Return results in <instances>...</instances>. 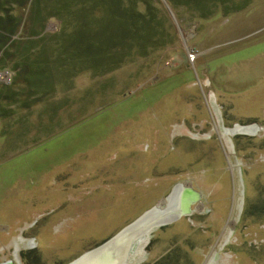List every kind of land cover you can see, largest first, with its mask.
Masks as SVG:
<instances>
[{
    "label": "rangeland",
    "instance_id": "1",
    "mask_svg": "<svg viewBox=\"0 0 264 264\" xmlns=\"http://www.w3.org/2000/svg\"><path fill=\"white\" fill-rule=\"evenodd\" d=\"M195 1L0 0L15 31L0 39V263L37 237L20 264H68L181 183L202 211L134 240L128 264H203L214 247L217 264H264V133L228 139L232 157L213 130H264V0ZM80 33L98 63L73 61Z\"/></svg>",
    "mask_w": 264,
    "mask_h": 264
},
{
    "label": "water",
    "instance_id": "2",
    "mask_svg": "<svg viewBox=\"0 0 264 264\" xmlns=\"http://www.w3.org/2000/svg\"><path fill=\"white\" fill-rule=\"evenodd\" d=\"M251 127H254L256 131L259 130L257 129L256 126H251ZM243 128H249V127H243ZM222 129L224 132H226L225 128ZM255 133H251V135ZM245 134H249V133H245ZM230 148H231V154L233 155L234 153L233 146H231V144H230ZM232 157H234V155ZM231 165L235 167L238 183L243 188V180L240 173L241 170L240 167L238 166L237 160L235 161V159L233 158V163L231 162ZM172 193L173 192L171 191L169 195H171ZM239 194H241L242 196L243 189H241ZM200 200H201V195L199 191L193 189L190 186H186L178 195L177 203L174 206L171 207V205H173L171 204L170 207H162L160 210H159L160 206L158 205L154 206L146 213H144L140 218L130 223L128 226H126L117 234H115L113 237L109 238L108 240L98 245L94 249H91L83 253L82 255H80L79 257H77L68 264H126L130 249L132 248L131 244L133 243L134 240L136 239L138 240L144 234H146L151 229H153L154 226L156 227L162 226L164 224L162 222H165L164 220H167L170 217L176 216L179 218L181 216H189L193 211L192 206L198 203ZM240 201L242 203V199ZM168 209H170V211L172 212L167 213ZM162 213H164L163 215H165L163 217H168V216L170 217L160 219L162 218L160 217ZM233 231L231 233V236L233 234ZM86 261L88 263H85ZM6 263L12 264L11 260H8Z\"/></svg>",
    "mask_w": 264,
    "mask_h": 264
},
{
    "label": "flooded vegetation",
    "instance_id": "3",
    "mask_svg": "<svg viewBox=\"0 0 264 264\" xmlns=\"http://www.w3.org/2000/svg\"><path fill=\"white\" fill-rule=\"evenodd\" d=\"M221 120L220 119H218V122L217 123H215V128L213 129L220 137H221V130L223 131V127L224 126H221V122H220ZM236 126H234L233 128H231L230 127V129L229 128H227V127H224L227 131H230V134L228 133V134H226L225 136H228L229 137V139L230 138H232L233 136H235V135H241V134H243V133H249V134H251V133H255V134H253V135H248V136H256L257 135V133L259 132V130H258V132L255 130V128L254 127H249V128H243V127H241L240 125L239 126H237V128H239L240 127V130H241V132H231V130H234V128H235ZM252 128V129H251ZM215 129H218V130H215ZM263 133H264V130H261ZM224 132V131H223ZM251 132V133H250ZM177 134H179V133H177ZM232 135V136H231ZM191 138H193V137H191ZM206 138V137H205ZM195 139V138H194ZM203 139V138H202ZM223 140H225V137H224V139ZM225 143H226V146H227V141L225 140ZM228 150H229V152H230V148H229V145H228ZM231 153V152H230ZM230 159H231V157H230ZM230 164H231V160H230ZM231 167V166H230ZM234 176H236V171L234 170ZM187 185L186 184H181V183H178V184H176L174 187H172V189H171V191L174 193V192H177V191H180V192H177V194L175 195V197L173 198V201H175V203H177V199H178V193H181V189L183 190L185 187H186ZM236 187V186H235ZM200 193V192H199ZM234 194H235V188H234ZM201 195V194H200ZM170 197V195H168V197H166V198H162L161 200H160V202H158L159 204H157L158 206H160V204H163L164 202L166 203L167 202V200H165V199H167V198H169ZM196 205V206H195ZM195 205H193L192 206V209H193V211H192V213L188 216V217H190V216H192V214L194 213V212H197V211H202V209H200V205L198 204V203H196ZM169 206V205H168ZM167 206V207H168ZM234 212H233V215H235V218L231 221V222H229L228 223V227H226V230L224 231V235H225V237H224V244L230 239V237H231V233H232V231H233V226H234V223L237 221V219H238V217H239V214H238V212H237V203H236V201H235V203H234ZM204 212H205V209H204ZM208 212V211H207ZM240 212H241V210H240ZM206 213V212H205ZM180 218V217H179ZM177 220V219H176ZM176 220H174V221H176ZM174 221H171V222H168V223H164L162 226H160V227H164V226H166V225H169V224H172ZM230 226V227H229ZM155 229L157 228V227H154ZM154 228L153 229H151V230H154ZM152 232V231H151ZM149 233L147 232L146 234H144V235H148ZM146 236H143V237H146ZM140 239H142V237L140 238ZM26 241L27 240H21L20 239V237L19 238H15V239H13L12 240V242H11V247L13 248V253H12V255H13V257H14V259H12L11 258V263L12 264H20L21 262H18V251H19V242H21V243H25V246H28V247H34V241L31 239V240H29V243L27 242V245H26ZM149 241H147V243H148ZM18 244L16 247L17 248H15V244ZM147 243H146V245H147ZM24 246V245H23ZM133 247H135V245L133 246ZM145 248V247H144ZM133 249V248H132ZM218 250L219 249H216L215 247L214 248H212V250H211V252L208 254V256L206 257V259H205V261H204V263L203 264H217L218 263V260L220 259V254L218 253ZM132 251V250H131ZM133 251H134V249H133ZM142 253H143V251H141ZM23 258V257H22ZM17 259V260H16ZM144 260V259H143ZM142 260V261H143ZM142 261H140V262H142ZM7 261H5V262H3V263H0V264H8V263H6ZM128 262H129V260H128ZM128 262H127V264H128Z\"/></svg>",
    "mask_w": 264,
    "mask_h": 264
},
{
    "label": "trees",
    "instance_id": "4",
    "mask_svg": "<svg viewBox=\"0 0 264 264\" xmlns=\"http://www.w3.org/2000/svg\"><path fill=\"white\" fill-rule=\"evenodd\" d=\"M193 2H196L195 0H192ZM1 12V11H0ZM10 17H8L7 15H5V17H0V39L1 37H5L4 39H9V37H11L12 33H15L14 31V24L9 23L8 21H10ZM63 33V32H62ZM6 34V35H4ZM83 33H80L79 35L75 34L74 37H70L71 38V45L70 47L72 51V58H80V57H87V60L85 58L84 60V64H90L91 62L94 63H98L99 62V59L95 58V52L93 51H97L99 50V47H100V42L97 43V41H84V37L82 36ZM113 37H111V39L109 40V42L111 43L110 46H115L117 44H121L122 42H119L117 43L118 41H116L119 36H115V35H112ZM67 37V41H68V35H65L63 36V38ZM126 37H128L126 35ZM97 38L99 39V37L97 36ZM3 39V40H4ZM2 41V40H0ZM2 44V43H0ZM126 46V44H125ZM112 49V48H111ZM74 58H73V61H74ZM115 59V55H112L110 58L106 59L107 60V63H106V60H102L101 62L102 63H105L106 66L107 65H110V68H109V71L113 70V66H114V60ZM90 66V65H89ZM264 204L262 205H259L258 206V210H257V213H264ZM21 256H22V253H21ZM25 257V256H23ZM168 261L165 263L167 264Z\"/></svg>",
    "mask_w": 264,
    "mask_h": 264
},
{
    "label": "crops",
    "instance_id": "5",
    "mask_svg": "<svg viewBox=\"0 0 264 264\" xmlns=\"http://www.w3.org/2000/svg\"><path fill=\"white\" fill-rule=\"evenodd\" d=\"M156 147L155 148H153L152 150H154L155 152H156ZM141 150V149H140ZM151 151V150H150ZM157 157L158 158H163L162 156H159V155H157ZM157 158V159H158ZM261 168L262 167H257V169L258 170H261ZM137 171H139V170H137ZM207 177V176H206ZM135 178V180H131V181H138V180H140L141 179V177L139 178V177H137V176H132V179H134ZM141 181H143V185L145 186V187H148L149 185H152V186H155V185H158L156 182H153L154 180H149V178H146V179H143V180H141ZM200 181L202 182V178H200ZM155 183V184H151V183ZM200 182V184H202ZM137 183V182H136ZM136 183H134V185L136 186ZM142 186V185H141ZM213 186V185H212ZM104 187V188H103ZM102 188L103 189H109V187L107 186V185H104ZM201 187V186H200ZM200 187L199 186H197L196 188H197V190L200 192V194H201V199L203 198V192H201V190H200ZM119 188H122V187H119ZM119 190H121V189H119ZM100 191V190H99ZM99 191H98V193H99ZM150 191V192H149ZM148 192H145L143 195H142V197L141 198H139V199H141L142 201H145V200H147V198H149V195H151V190H149ZM93 192H95V190H93V191H91V193L93 194ZM180 194V193H179ZM178 194V195H179ZM96 195V194H95ZM211 195H214L213 193H212V187H211ZM121 197H122V194L120 195ZM237 199H240V197H239V194H238V196H237V193H236V197H235V201L237 200ZM241 199H242V197H241ZM216 202H219V200H217L216 199ZM242 202H243V200H242ZM103 203V202H102ZM102 203H100L99 205H98V207H100L101 206V204ZM235 203V202H234ZM209 204H211V202H209ZM157 205V204H156ZM95 206H97L96 205V203H95ZM172 206H174V205H172ZM234 206V205H233ZM210 207L212 208V204L210 205ZM170 210V209H169ZM211 211H213V209L211 210ZM147 212V210H145V212L144 211H142L141 213H140V211L138 212V210L135 212V217L132 219V220H130L131 222H129L128 224H126V225H124V226H120L118 229L117 228H114V229H108L107 230V232L109 231V230H111V232H109V233H107V234H105V235H109L110 233H112V231H114V233H112L110 236H109V238H111V237H113L115 234H117L119 231H121L123 228H125L126 226H128L130 223H132V222H134L135 220H137L138 218H140L144 213H146ZM140 213V214H139ZM139 214V215H138ZM233 214V213H232ZM112 217H114V219L113 220H116L117 218H118V214L117 213H114V214H111V215H107V216H105L104 218H103V220L104 221H107V220H109V219H112ZM186 216H181L180 218H178L176 221H174L173 223H172V225L173 224H177V223H179V222H181V220H182V218H185ZM122 218H123V216H122ZM122 218H121V220H122ZM170 225V224H169ZM176 226V225H175ZM122 227V228H121ZM116 229H117V231H116ZM109 238H107L106 240H108ZM25 240H27L26 241V245H27V242L29 243V240H31V239H26V238H24V241ZM33 240H34V247H28V246H25V243H24V246H23V249L24 250H29V249H32V248H36V246H38L39 245V238H35V237H33ZM86 252V251H85ZM85 252H83V253H85ZM82 253V254H83ZM82 254H80V255H82ZM79 255V256H80ZM78 256V257H79ZM77 258V257H76ZM75 258V259H76ZM74 260V259H73ZM128 261V260H127ZM126 264H127V262H126Z\"/></svg>",
    "mask_w": 264,
    "mask_h": 264
},
{
    "label": "bare ground",
    "instance_id": "6",
    "mask_svg": "<svg viewBox=\"0 0 264 264\" xmlns=\"http://www.w3.org/2000/svg\"><path fill=\"white\" fill-rule=\"evenodd\" d=\"M0 76H1V73H0ZM221 120V119H220ZM217 123V122H216ZM215 128V127H214ZM230 129V128H229ZM252 129V128H251ZM215 130H218V129H215ZM226 130V129H225ZM241 132V130H240V127L239 128H237V126L234 128V130H231V132ZM218 133V132H217ZM230 134V131H227L226 130V132H223L222 130H221V137L222 138H224L225 137V140L227 141V143H228V139H229V137L228 136H225L226 134ZM232 136V135H231ZM228 145H229V143L227 144V147H228ZM229 148H230V146H229ZM230 152H231V148H230ZM230 160V159H229ZM234 171V170H233ZM239 186H240V184L239 183H237ZM182 191V190H181ZM177 192H180V191H177ZM177 192H174V193H172L171 195H170V197L169 198H167V202L165 203H163V204H160V208H159V210L162 208V207H167L168 205V207H170V205L171 204H173V205H175L176 203H175V201L173 202V198L175 197V195L177 194ZM240 193V192H239ZM238 193V194H239ZM179 194V193H178ZM240 196V199H237L236 200V203H237V212H238V214L240 213V210H241V208H240V206H241V204H240V200H241V194H239ZM171 207H172V205H171ZM172 211H170L169 209L167 210V213H171ZM164 213H162L161 215H160V217H162V218H160V219H163V218H168V217H170V216H168V217H163V216H165V215H163ZM176 219H178V217H176V216H173V217H170V218H168L167 220H169V221H167V220H164L165 222H162V223H168V222H171V221H174V220H176ZM154 227H156V226H154ZM144 237H142V239H139V240H137L136 242V244H139V243H141L142 241H144ZM147 241V240H146ZM145 243V242H144ZM135 245V244H134ZM133 245V246H134ZM138 248H140V247H138ZM142 249V248H141ZM85 263H88L87 261L85 262Z\"/></svg>",
    "mask_w": 264,
    "mask_h": 264
},
{
    "label": "built area",
    "instance_id": "7",
    "mask_svg": "<svg viewBox=\"0 0 264 264\" xmlns=\"http://www.w3.org/2000/svg\"><path fill=\"white\" fill-rule=\"evenodd\" d=\"M259 130H263V129H259Z\"/></svg>",
    "mask_w": 264,
    "mask_h": 264
}]
</instances>
